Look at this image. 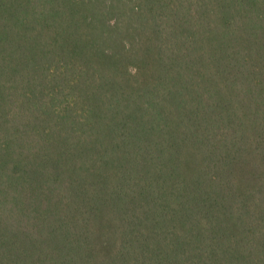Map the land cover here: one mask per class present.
I'll return each mask as SVG.
<instances>
[{
    "label": "trees",
    "instance_id": "trees-1",
    "mask_svg": "<svg viewBox=\"0 0 264 264\" xmlns=\"http://www.w3.org/2000/svg\"><path fill=\"white\" fill-rule=\"evenodd\" d=\"M0 264H264V0H0Z\"/></svg>",
    "mask_w": 264,
    "mask_h": 264
}]
</instances>
